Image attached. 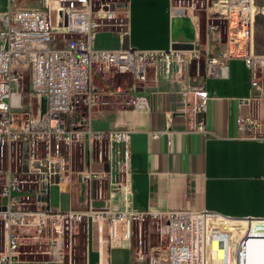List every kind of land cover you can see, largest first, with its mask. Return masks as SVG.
<instances>
[{
	"label": "built area",
	"instance_id": "2783aa9c",
	"mask_svg": "<svg viewBox=\"0 0 264 264\" xmlns=\"http://www.w3.org/2000/svg\"><path fill=\"white\" fill-rule=\"evenodd\" d=\"M17 1L8 0L0 11V264H13L21 244L29 242L50 260H60L65 249L71 251L81 223L90 233L91 222L93 235L95 221L105 218L114 235L117 222L149 215L159 223L164 219L167 264H211L216 244L226 264H247L249 248L264 255V219H234L207 210L139 213L129 208V200L127 207L130 131L91 126L92 111L106 104L91 84L93 73L102 70L129 74L139 83L149 75L170 77L178 84V99L168 114L181 118L186 131L207 132L210 96L204 81L226 78L231 58L244 59L251 89L264 95V54L253 52L255 19L264 6L256 0H169V16L192 23L191 47L140 50L123 43L130 0H38L34 7H20ZM100 31L116 35L121 46L96 48ZM185 81L188 85L182 86ZM128 94L124 104L149 109L146 97ZM259 127L252 114L236 118L238 133L247 138H259ZM174 131L155 130L151 136ZM77 145L83 147L78 169ZM78 182L86 186L82 209L62 210L60 201L50 206L51 186H58L60 196ZM113 192L120 199L112 212ZM120 204L126 210L120 211ZM249 221L256 228L239 236L236 224ZM253 236L258 241L249 245Z\"/></svg>",
	"mask_w": 264,
	"mask_h": 264
},
{
	"label": "crops",
	"instance_id": "0c3cea01",
	"mask_svg": "<svg viewBox=\"0 0 264 264\" xmlns=\"http://www.w3.org/2000/svg\"><path fill=\"white\" fill-rule=\"evenodd\" d=\"M7 7L8 0H0V11ZM168 8L169 0H130L128 35L123 43L140 50L190 46L194 40L190 19L171 18ZM202 34L203 27L201 37ZM121 44L109 31H100L94 41L99 49H114ZM228 67L226 78L209 77L204 81L210 96L206 133L182 130V119L168 114L176 106L178 84L164 75H149L136 89H131L147 98L148 110L117 100L116 105L92 111L94 130L130 131V163L125 175L128 197L123 195L127 207L129 200V208L139 213L207 210L234 219H264V95L251 89L242 57L231 58ZM188 73L194 83L193 71ZM181 85L187 86V81ZM240 114H252L259 120V138L238 133L236 118ZM167 128L176 131L169 136H151V132ZM74 184L76 188L83 186L81 205L72 202ZM74 184L70 192L60 196L69 195L67 209L78 210L86 204V186ZM250 226L255 229L256 223ZM106 227V221L101 222L100 230L94 223L93 235L80 260L76 258L78 247L74 249L72 242L71 251L65 249L62 258L54 261L47 253L37 251L36 246L32 245L31 250L36 251L32 253L20 246L21 252L13 264H111L112 247L102 242ZM255 241L258 240L253 236L249 245ZM248 254L247 264H261L262 254L253 253L250 248Z\"/></svg>",
	"mask_w": 264,
	"mask_h": 264
},
{
	"label": "rangeland",
	"instance_id": "374dc122",
	"mask_svg": "<svg viewBox=\"0 0 264 264\" xmlns=\"http://www.w3.org/2000/svg\"><path fill=\"white\" fill-rule=\"evenodd\" d=\"M37 1L38 0H18L17 2L20 7H34L37 5ZM256 4L262 7L264 6V0H256ZM253 52L255 55L264 54V14L261 13H259L255 19ZM91 84L100 94L101 100L106 103L100 105V108H102L113 104L116 105L117 102H119L117 100H125L129 95V91L133 88L136 89L140 83L135 81L129 74H119L114 71L107 72L106 70H102L93 73ZM77 148L79 151H76ZM80 151H83V147L82 145H77L75 147L76 169L79 167V158L81 157ZM113 193L114 198L110 205V210L112 212L115 209L117 210L115 206H118L117 202L120 199L116 192ZM83 196V186L79 185L76 188L74 184L71 195L72 202L75 205H81ZM105 198H109L108 186H105ZM59 201L62 210H66L69 205V195L59 196L58 186H51L50 206L57 207ZM95 205L104 206V203H96ZM119 209L120 211H124L126 210V206L120 204ZM143 220L145 221L142 222V219L135 221L125 219L117 222L116 233L114 235L111 232L112 222L109 220L105 228V236L102 242L106 246L112 247L110 253L111 264H167L165 251L166 238L164 234L160 231L159 233L157 232V225L155 222H150L152 216H145ZM162 221L164 223V219H162ZM251 223L254 222H239L236 224L237 227L234 230H236V233L240 236L251 228ZM89 231L90 233L88 232V234L86 222L81 223L77 230H74L72 242L74 249H76V246L78 247L76 258L79 260L85 256L84 252L88 244V239L91 238V222H89ZM67 243L68 240L66 238L65 244L67 245ZM21 248L31 250L32 244L30 245V242L21 244ZM220 249L221 247L219 245L216 244V246H214V257L211 264H226V260H224V250L221 249V252ZM74 256L75 255H73V257ZM79 260H77V262H80Z\"/></svg>",
	"mask_w": 264,
	"mask_h": 264
},
{
	"label": "bare ground",
	"instance_id": "6f19581e",
	"mask_svg": "<svg viewBox=\"0 0 264 264\" xmlns=\"http://www.w3.org/2000/svg\"><path fill=\"white\" fill-rule=\"evenodd\" d=\"M123 201L125 202V204H126V198L123 196ZM143 219H145V217H143L142 218V222H144L145 220H143ZM102 221H105V218H102V217H100L98 220H96L95 222H96V224H97V230L99 229L100 230V227H101V222ZM146 221H148V220H146ZM150 221H152V222H155L156 223V225H157V232L159 233V231L161 232V230H163V223H159V222H157V221H154V220H150ZM112 231H113V228H112ZM262 262H264V255H262Z\"/></svg>",
	"mask_w": 264,
	"mask_h": 264
},
{
	"label": "water",
	"instance_id": "95a60500",
	"mask_svg": "<svg viewBox=\"0 0 264 264\" xmlns=\"http://www.w3.org/2000/svg\"><path fill=\"white\" fill-rule=\"evenodd\" d=\"M113 6H111V8H112ZM191 46H187V45H175V46H173V48H175V49H186V48H190ZM95 169H97V166H95V165H93L92 166V170H95ZM104 169L106 170V166H104Z\"/></svg>",
	"mask_w": 264,
	"mask_h": 264
}]
</instances>
